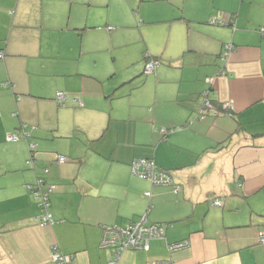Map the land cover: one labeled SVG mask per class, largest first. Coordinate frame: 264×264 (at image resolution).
Returning <instances> with one entry per match:
<instances>
[{"label": "crops", "instance_id": "1", "mask_svg": "<svg viewBox=\"0 0 264 264\" xmlns=\"http://www.w3.org/2000/svg\"><path fill=\"white\" fill-rule=\"evenodd\" d=\"M113 1L0 0V264H56L54 248L68 264H110L103 227H127L148 212L151 223L170 225L165 239L117 264H264V0H193L190 10L191 0L179 1L159 20L172 25L153 56L156 74L106 84L83 65L85 36L121 26L109 13ZM159 1L128 7L146 25V5ZM230 43L235 52L224 61ZM207 79L217 114L198 119ZM59 92L68 95L65 107ZM9 134L22 140L8 142ZM140 159L169 171L174 185L135 177ZM41 178L55 186L48 225L36 221L41 211L28 189ZM182 241L188 246L169 252Z\"/></svg>", "mask_w": 264, "mask_h": 264}, {"label": "rangeland", "instance_id": "2", "mask_svg": "<svg viewBox=\"0 0 264 264\" xmlns=\"http://www.w3.org/2000/svg\"><path fill=\"white\" fill-rule=\"evenodd\" d=\"M125 1L127 5L124 6L120 0H114L113 4L115 3L116 7L109 12L113 20L119 22L121 26L116 28L113 33H109L105 27L97 26L86 33L85 36L88 54L85 56L83 65L87 71L101 74L100 77L105 79L106 84L110 82L120 83L121 81L124 83L134 73L140 70L144 73L148 64L145 59L146 55L155 56L161 53L162 44L168 38V28L172 25L159 20H165L170 17L175 9L178 8L176 3L183 0H176V2L174 0L169 2L160 0L159 4H156L158 3L156 2L153 7L146 5L148 10H146L145 16L150 21L146 25L143 24L138 8L136 7L133 9L134 12H131L130 7H128L129 3H135L136 0ZM191 6H196L193 0L188 3V10H190ZM144 37L146 40H144ZM115 71L118 72L117 75L115 74L116 76L113 75ZM108 73V76H104ZM144 76L149 78L153 75L144 73ZM172 76L165 75L166 78ZM151 85L148 83L145 86L144 90L146 93H148ZM129 87L130 85L122 84L118 91L127 93ZM73 117L81 123L90 122V118L80 113ZM73 117L67 116L66 118L70 119Z\"/></svg>", "mask_w": 264, "mask_h": 264}, {"label": "built area", "instance_id": "3", "mask_svg": "<svg viewBox=\"0 0 264 264\" xmlns=\"http://www.w3.org/2000/svg\"><path fill=\"white\" fill-rule=\"evenodd\" d=\"M212 23H216V20H212ZM264 34V30H263ZM234 50L231 44L225 46V51L223 53V58H228L229 55ZM2 55L0 54V57ZM159 64L157 62H150L146 67V73L152 74ZM208 82L211 84L212 80L209 79ZM59 100H64L66 97L63 93L57 94ZM205 105L211 107L210 102L206 99ZM19 140L18 135H9L8 141L15 142ZM61 163L66 162L65 157H59ZM133 174L141 179L149 180L153 185H163L169 184L170 178L161 172H158L156 166L153 162L147 160L136 161L132 166ZM54 186L48 187L47 192H35V198L41 200L42 205L45 207L48 205V196L54 190ZM146 196L150 197L151 193H147ZM221 203L219 201L214 202V205L219 206ZM36 221L41 225L51 224V215L45 214L41 219ZM165 229L161 226H148V219L146 216L142 217L141 220L133 222L128 228H122L119 226H112L104 231V236L101 243V248L109 249L113 251L114 257L110 264H117L120 255L129 249L134 250H145L148 251L150 248V241L153 239H160L164 236ZM260 243H264V237L260 239ZM187 243H178L169 247L170 252H174L187 247ZM52 260L56 264H68L70 262V257L63 256L60 254L56 248H54L52 253ZM156 264H173L171 261H166L163 263Z\"/></svg>", "mask_w": 264, "mask_h": 264}, {"label": "trees", "instance_id": "4", "mask_svg": "<svg viewBox=\"0 0 264 264\" xmlns=\"http://www.w3.org/2000/svg\"><path fill=\"white\" fill-rule=\"evenodd\" d=\"M212 20H216V23H212ZM209 24H211V25H217V26H219V25H227L225 22H223V21H221L220 19H218V18H211L210 20H209ZM108 29L110 30V29H112V28H110V27H108ZM263 30H264V27H262V28H260L259 29V32L261 33V34H263ZM264 35V34H263ZM233 47H234V50L232 51V53L233 52H235V45L233 44V43H230ZM226 45H228V44H226ZM225 45V46H226ZM225 46H224V48H223V51L225 50ZM222 51V53H221V56H220V58H222V60H227L230 56H231V54L229 55V57L228 58H223V52ZM0 54L2 55L1 57H0V59L3 57V52H1L0 51ZM146 60H147V62L148 63H150V62H152V61H154V62H157L159 65L157 66V68L155 69V71L152 73V74H147L146 73V71H144V73L146 74V75H155L156 74V71H157V69L160 67V62L158 61V60H156L153 56H151V55H149V54H147L146 55V58H145ZM148 65V64H147ZM147 65H146V67H147ZM146 67H145V70H146ZM208 80L209 79H207V84L209 85V87L202 93V105H201V107H200V109H198V111H197V118L198 119H205L206 117H207V115L210 113V112H213V113H215V114H217V112H216V105L214 104V101L211 99V96L213 95V82L210 84L209 82H208ZM212 80V79H211ZM213 81V80H212ZM59 93H63L64 95H65V99L64 100H59L58 99V96H56V101H57V103H58V105L59 106H61V107H65L66 106V104H67V101H68V95L65 93V92H59ZM206 99H208L209 100V102H210V105H211V107H208V106H206L205 105V102H206ZM20 130H23V128L21 127L20 128ZM167 130H162V132L166 135V134H168V132H166ZM173 131V130H172ZM9 135H18V134H9ZM8 135V136H9ZM8 136H7V141H8ZM19 136V140L18 141H20V140H22V137H21V135L19 134L18 135ZM31 135H27V134H25L24 133V137H26V139L28 138V137H30ZM18 141H15V142H18ZM8 142H11V141H8ZM29 148H30V154H31V159H30V161H29V164H31V165H34V163H35V161L37 160L36 159V154H37V152H36V145L35 144H33V143H31L30 145H29ZM61 156V155H60ZM60 156H57L56 157V161L58 162V163H61L60 161H59V157ZM61 157H64V156H61ZM66 158V157H65ZM67 160V159H66ZM140 160H147V161H151V162H153L154 164H155V166H156V169H157V171L158 172H161V173H164V174H166L169 178H170V183L169 184H163V185H153L152 183V185L153 186H173L174 185V181H173V178H172V176H171V174H170V172L169 171H165V170H163V169H161V168H159L157 165H156V163H155V161L153 160V159H140ZM137 161H139V160H137ZM136 162V161H135ZM135 162H133V164L135 163ZM62 164V163H61ZM133 164H132V166H133ZM42 171L45 173V174H48V169L44 166L43 168H42ZM132 174H133V170H132ZM134 175V174H133ZM135 177H138V176H136V175H134ZM139 178V177H138ZM141 179V178H140ZM145 180H147V179H145ZM149 181V180H148ZM150 182V181H149ZM50 186H54V185H49L48 184V182L47 181H45V179H38L37 181H36V183L35 184H31V185H29L28 186V189H29V191H30V193H31V195L33 196V198H34V200L36 201V204H37V206H38V208L40 209V211H41V213H40V215L39 216H37V219H41L42 218V216H44L45 214H50L51 215V213L49 212L50 211V209H51V198H50V196H51V194L54 192V190L50 193V195L48 196V205L45 207L44 205H42V202H41V200H39V199H36L35 198V192H47L48 191V187H50ZM55 187V186H54ZM151 196H152V194H151ZM151 196L149 197V198H151ZM148 197V196H147ZM216 201H219L221 204L219 205V206H222V202L220 201V200H218V199H215V198H213L211 201H210V203H211V205H213V206H216V205H214V202H216ZM219 206H216V207H219ZM152 205L150 204L149 205V210L150 209H152ZM149 213V212H148ZM148 213H145L143 216H141L138 220H136V221H139V220H141V218L142 217H144V216H146L147 217V219H148V226H153V225H155V226H161V227H163L164 229H165V234H166V231H167V229L170 227V225L169 224H154V223H151L150 222V220H149V216H148ZM51 221L53 222V220H52V216H51ZM136 221H133V222H136ZM133 222H131L127 227H122V226H119V227H122V228H128ZM114 226H118V225H114ZM109 227H112V226H104L103 227V231H105V229H107V228H109ZM0 232H1V230H0ZM165 234H164V236L162 237V238H160V239H158V238H156V239H153V240H164L165 239ZM178 243H187L186 241H182V242H177L176 244H178ZM150 244H151V241H150ZM188 244V243H187ZM174 245V244H173ZM151 246V245H150ZM172 246V245H171ZM170 247V246H169ZM109 250V249H108ZM112 251V250H111ZM127 251H140V252H149L150 251V248H149V250L148 251H145V250H134V249H129V250H126V251H124L121 255H120V257L119 258H121V256L125 253V252H127ZM169 252H170V250H169ZM112 253H113V251H112ZM113 257H114V254H113ZM119 258H118V260H119ZM166 261H168V260H166ZM166 261H160V262H155V263H153V264H156V263H163V262H166Z\"/></svg>", "mask_w": 264, "mask_h": 264}]
</instances>
